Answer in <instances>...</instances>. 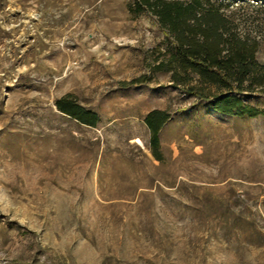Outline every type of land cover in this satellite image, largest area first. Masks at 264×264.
I'll list each match as a JSON object with an SVG mask.
<instances>
[{"label": "rangeland", "instance_id": "374dc122", "mask_svg": "<svg viewBox=\"0 0 264 264\" xmlns=\"http://www.w3.org/2000/svg\"><path fill=\"white\" fill-rule=\"evenodd\" d=\"M166 1L181 8L0 0V264H264V117L219 113L156 70L176 43L227 50L234 34L264 64V0ZM66 96L98 125L61 112ZM155 110L171 116L159 160Z\"/></svg>", "mask_w": 264, "mask_h": 264}, {"label": "trees", "instance_id": "16d2710c", "mask_svg": "<svg viewBox=\"0 0 264 264\" xmlns=\"http://www.w3.org/2000/svg\"><path fill=\"white\" fill-rule=\"evenodd\" d=\"M203 7L200 1H194ZM181 4L166 0H132L130 12L140 15L152 12L163 15ZM227 50H204L194 53L185 45L176 43L168 58L156 65L158 72L171 73V82L180 87L183 93L200 102H213L219 113L259 118L264 117V108L246 104L240 97L243 94L264 96V64L257 59L260 44L249 36H230ZM56 105L59 110L84 125L96 127L99 116L79 105L72 96H66ZM171 116L167 111L155 110L146 117L151 133L150 147L158 159L160 133ZM159 160V159H158Z\"/></svg>", "mask_w": 264, "mask_h": 264}]
</instances>
